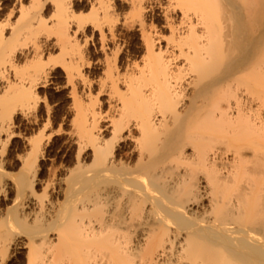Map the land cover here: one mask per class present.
Returning <instances> with one entry per match:
<instances>
[{
    "label": "bare ground",
    "instance_id": "1",
    "mask_svg": "<svg viewBox=\"0 0 264 264\" xmlns=\"http://www.w3.org/2000/svg\"><path fill=\"white\" fill-rule=\"evenodd\" d=\"M5 4L0 264H264V0ZM55 68L75 153L53 171L48 124L18 122Z\"/></svg>",
    "mask_w": 264,
    "mask_h": 264
},
{
    "label": "rangeland",
    "instance_id": "2",
    "mask_svg": "<svg viewBox=\"0 0 264 264\" xmlns=\"http://www.w3.org/2000/svg\"><path fill=\"white\" fill-rule=\"evenodd\" d=\"M5 1V2H4ZM6 1L7 0H0V6H2V7H0V8H2V10L0 11L1 13H3L4 12V9L6 8L5 6H6ZM2 3V4H1ZM117 5H118V10H119V12L120 13H122V14H125L126 12L124 11V10H126L127 11V8H128V5H126V4H124V3H121V2H118L117 3ZM125 5H126V7H125ZM126 8V9H125ZM123 9V10H122ZM129 9V8H128ZM123 11V12H122ZM127 13H128V11H127ZM126 13V14H127ZM131 31H129V32H123V34H125L126 36H129L130 34H132V32L130 33ZM61 69L60 68H55L53 71H52V75H51V77H50V82L48 83L49 85H47L46 87H44V88H42L40 91H41V100H42V98H43V100H44V98L45 97H47V98H45V100L46 101H40L41 102V108L40 109H33V110H31L30 111V113H29V116L30 117H28L27 119H24V118H20L19 117V124H18V129H19V131H20V133L22 134V133H24V134H22L23 136H27L26 138H34V137H36V136H38V134L39 133H41L40 131L41 130H39V129H42L43 127L42 126H44V124H48V126L50 127V129L48 128V130L50 131H46V133H45V135H51L52 136V134H53V138L55 137V139H53L52 140V137H51V139L49 140L48 139V142H47V138H46V136H44V141H46L45 143L47 144L46 146H47V149H48V151L50 152L49 154H50V157H49V160H47L48 162H46V166L48 167V168H50L51 170H56L58 167H55V166H58L59 164H60V162H61V160H62V156L63 155H67V156H65L66 157V160H69L70 159V157L69 156H73V155H71V154H74L75 153V148L72 146V145H70L69 146V148H68V146H66L67 144H70V141H69V136H67L68 135V133L70 132V130H71V127H72V124H70V123H72V116H70L71 115V113H70V107H69V104H71L72 103V101L70 100L71 99V97H69L70 96V91L68 92V90H70V84H68V82H67V80H66V77H64L63 78V76H65L64 74L63 75H61L63 72H62V70L60 71ZM96 74H99V72H96ZM58 75V76H57ZM96 76V75H95ZM53 79V80H52ZM56 80V81H55ZM53 83V84H52ZM55 83V84H54ZM58 85V86H57ZM64 85V86H63ZM66 86V87H65ZM54 87H56V88H54ZM48 92V93H46V91ZM44 93H43V92ZM68 94H69V96H68ZM69 97V98H68ZM46 102V103H45ZM71 102V103H70ZM43 103H44V105L45 106H43ZM49 105V106H48ZM48 109H47V108ZM69 109H68V108ZM44 109V110H43ZM52 114H50L49 112H47V110ZM68 109V110H67ZM42 111V112H40V111ZM39 112V115H38V112ZM37 113V114H36ZM62 113H64V115L65 116H63V114ZM43 114V115H42ZM46 114V115H45ZM47 114H48V117H47ZM37 115L39 116L38 117V120H37ZM41 115V116H40ZM51 115V116H50ZM55 117H54V116ZM61 116V118H64L63 120L61 119V120H59L60 119V116ZM66 115H69L68 117L66 116ZM46 116V117H45ZM50 116V117H49ZM54 118H53V117ZM59 116V117H58ZM33 117H34V120H33ZM43 117H45V119L43 118ZM43 118V119H42ZM50 119V121H49V119ZM53 120H52V119ZM70 118V119H69ZM41 119V120H40ZM46 119H48V120H46ZM58 120L57 122H56V120ZM67 119L68 120H70V122L68 121L67 122ZM33 120V121H32ZM35 120H37L38 121V124H37V121H35ZM43 120V121H42ZM44 120H45V123H44ZM35 121V122H34ZM39 121H42V126H41V124H40V122ZM47 121H49L50 123H46ZM54 122L53 124H52V122ZM30 123V125H29V123ZM34 123V125H31V124H33ZM60 123V128L61 129H59L58 127H59V124H57V123ZM64 123V126H63V123ZM22 123V124H21ZM28 125V126H30V127H28L26 124ZM61 123H62V125H61ZM67 123H68V125H67ZM23 125V126H21V125ZM54 124H57L56 126H58V127H56ZM69 124H70V126H69ZM40 125V126H39ZM52 126V127H51ZM54 127V128H53ZM65 127H67L66 129L68 130V133H67V131H66V129H65ZM29 128V129H28ZM33 128V129H32ZM60 130V134L61 135H59V134H57V132L59 131L58 129ZM23 131H22V130ZM53 129V130H52ZM54 129L55 130H58V131H55L56 133H54ZM65 129V130H64ZM65 132H64V131ZM35 132V133H34ZM63 132V133H62ZM59 133V132H58ZM67 134V135H66ZM47 135V136H48ZM65 135V136H64ZM63 137L65 138L66 137V139H63ZM60 138V139H59ZM17 141H15V144H11L12 146H10V149L11 150H13L12 151V154L10 155V159L9 160H11V158L13 159L14 157H15V152H18V154H22L23 153V151H24V148L26 147V144H25V142H23V141H21V139L20 140H18V139H16ZM63 140H66V142H64ZM68 140V141H67ZM17 142V143H16ZM19 142H21V143H19ZM54 142H57V143H55V146H54ZM60 142H62L61 144H60ZM69 142V143H68ZM59 143V144H58ZM22 144H24L23 146H22ZM58 144V145H57ZM61 145V146H60ZM63 145V146H62ZM18 146H21V148H19ZM57 146V147H56ZM17 147V148H16ZM64 147V148H63ZM62 148V149H61ZM66 148H67V150H66ZM73 148V149H72ZM20 149V150H19ZM58 149V150H57ZM61 149V150H60ZM64 149V150H63ZM22 150V151H21ZM56 150V154L54 153V151ZM68 150H70V151H68ZM67 153V154H65V153ZM54 153V154H53ZM63 153V154H62ZM13 154H14V156H13ZM58 154H59V156H58ZM62 154V155H61ZM12 156V157H11ZM53 157H55L54 159H53ZM58 157H61V158H58ZM8 160V161H9ZM60 160V162H58ZM13 162H11V161H9V164H8V166L10 165V167H11V165H13V163H14V159L12 160ZM53 162H54V167H53ZM57 163V164H56ZM48 164V165H47ZM56 164V165H55ZM10 167H9V169H10ZM53 168V169H52ZM53 170V171H54ZM10 171V170H9ZM46 179V177H44L43 178V180H45ZM42 183H44V181L42 182ZM42 183L41 184H39L38 186H41L42 185ZM38 186H37V192L38 193H40L39 195H43V193H42V191L44 190V189H42L43 187H44V184L41 186V187H39V188H41V189H39L38 188ZM42 193V194H41ZM52 193L50 192V194H49V196H56V193H53L52 195H51ZM46 196L48 195V194H45ZM48 196V197H49Z\"/></svg>",
    "mask_w": 264,
    "mask_h": 264
}]
</instances>
